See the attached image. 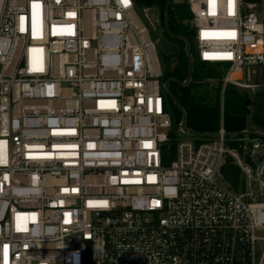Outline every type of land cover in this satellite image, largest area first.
I'll list each match as a JSON object with an SVG mask.
<instances>
[{"label": "built area", "instance_id": "built-area-1", "mask_svg": "<svg viewBox=\"0 0 264 264\" xmlns=\"http://www.w3.org/2000/svg\"><path fill=\"white\" fill-rule=\"evenodd\" d=\"M186 1L200 62L264 92V0ZM159 27L135 0H0V264H264V139L222 107L170 160Z\"/></svg>", "mask_w": 264, "mask_h": 264}, {"label": "trees", "instance_id": "trees-1", "mask_svg": "<svg viewBox=\"0 0 264 264\" xmlns=\"http://www.w3.org/2000/svg\"><path fill=\"white\" fill-rule=\"evenodd\" d=\"M167 0H135L136 6L140 12L144 10H154L159 16L160 27L158 32L169 37L165 31V6ZM170 30L174 35L185 36L189 39L190 46L192 44L191 32L194 27L192 25V14L187 1L175 3L172 0L170 7ZM170 38V37H169ZM171 39V38H170ZM173 41V39H171ZM177 44V52L173 55L162 54L163 66V82L169 79H176L185 82L189 71V58L186 52V44L184 41L175 40ZM191 52L194 58L192 46ZM222 67L223 71L225 67ZM223 73L216 72L208 63L200 62L199 65L194 58V72L192 81L188 86H182L176 83L170 84L173 95L183 106L187 114L188 128L198 131L214 133L218 131L220 126V104H210L206 95L195 94L194 91L200 87L204 80L221 79ZM221 86V84H220ZM217 90V99L220 98V89ZM169 111L173 117V130L170 133L171 141L168 144V151L175 157L176 152V133L182 122V114L170 97H167ZM264 92L250 96L247 92L241 91L234 87H227L224 93V119L225 127L229 133L242 131H256L264 133ZM255 137V136H254ZM232 147L236 143H230ZM169 160L165 159V164ZM222 174L227 182L235 190L243 188V177L240 169L228 160L222 168Z\"/></svg>", "mask_w": 264, "mask_h": 264}, {"label": "water", "instance_id": "water-1", "mask_svg": "<svg viewBox=\"0 0 264 264\" xmlns=\"http://www.w3.org/2000/svg\"><path fill=\"white\" fill-rule=\"evenodd\" d=\"M172 4V0H167L166 2V6H165V31L167 33V35L173 39V40H180V41H184L186 44V52L189 58V71H188V77L187 80L185 82H180L176 79H169L165 84H164V88L166 91V94L168 97H170L172 99V101L174 102V104L177 106V108L180 110L181 114H182V122L179 126V128L184 132V133H188L191 135H196V136H202V137H214L216 136L215 133H207V132H198V131H194L190 128H188L187 126V114L183 108V106L180 104V102L177 100V98L173 95L171 89H170V84L172 83H176L182 86H188L191 81H192V76H193V72H194V58L191 52V46H190V42L189 39L185 36H177L174 35L171 30H170V7ZM153 21H155V15L153 14L152 16ZM194 31L191 32V35L194 36ZM160 49L164 54H174L177 52V47L172 46L170 44H168L166 41L161 40L160 41ZM198 61H200L199 59V55L198 52L196 53V57H195ZM260 137L264 139V133H260V132H256V131H242V132H232V133H228V137L231 138H238V137Z\"/></svg>", "mask_w": 264, "mask_h": 264}, {"label": "rangeland", "instance_id": "rangeland-1", "mask_svg": "<svg viewBox=\"0 0 264 264\" xmlns=\"http://www.w3.org/2000/svg\"><path fill=\"white\" fill-rule=\"evenodd\" d=\"M182 1H185V0H174L175 3H179V2H182ZM156 33V32H155ZM156 35L160 38V39H167V37L162 34V33H159L158 34L156 33ZM191 38H192V50H193V54H194V58L196 57V53H197V44L195 42V37L191 35ZM169 39V38H168ZM173 42H175V40H173ZM159 54H160V58L162 60V54L163 52L161 51V49L159 48ZM195 61L198 63H200V61H198L196 58H195ZM210 66H212L214 68V70L216 72H220V73H223V68L219 66H224L223 64H209ZM220 82V79H209V80H204L200 87H198L194 93L195 94H199V95H206L207 98H208V102L210 104H216L217 101L218 103L220 104V108L222 110V107H224V93H225V89L227 88H224L223 85L221 84ZM219 87H221L220 89V98L217 99V90L219 89ZM249 94V93H248ZM250 96H252V98L254 97V94H249ZM164 96L166 97V95L164 94ZM168 97V96H167ZM166 97V98H167ZM264 107V105H263ZM264 109V108H263ZM263 115H264V110H263ZM186 136V135H185ZM176 141V140H175ZM257 235L259 237H264V231H258L257 232Z\"/></svg>", "mask_w": 264, "mask_h": 264}, {"label": "flooded vegetation", "instance_id": "flooded-vegetation-1", "mask_svg": "<svg viewBox=\"0 0 264 264\" xmlns=\"http://www.w3.org/2000/svg\"><path fill=\"white\" fill-rule=\"evenodd\" d=\"M167 37V36H166ZM169 37H167V39H161V40H164L166 41L168 44L172 45V46H175L177 47V44L175 42H173L170 38L168 39ZM169 55H173V54H169Z\"/></svg>", "mask_w": 264, "mask_h": 264}, {"label": "snow or ice", "instance_id": "snow-or-ice-1", "mask_svg": "<svg viewBox=\"0 0 264 264\" xmlns=\"http://www.w3.org/2000/svg\"><path fill=\"white\" fill-rule=\"evenodd\" d=\"M124 2L127 4L128 0H124ZM7 252V246H5V253Z\"/></svg>", "mask_w": 264, "mask_h": 264}]
</instances>
